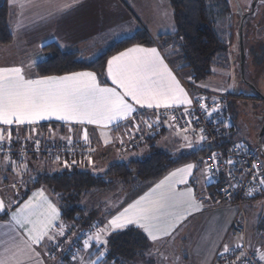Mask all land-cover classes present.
I'll list each match as a JSON object with an SVG mask.
<instances>
[{"label": "snow or ice", "instance_id": "1", "mask_svg": "<svg viewBox=\"0 0 264 264\" xmlns=\"http://www.w3.org/2000/svg\"><path fill=\"white\" fill-rule=\"evenodd\" d=\"M80 0H9L13 7L19 4L21 10L26 8H40L49 6L47 15H39L41 20L55 18L78 4ZM239 10V9H237ZM168 16V12L163 13ZM164 32H171L173 36L177 32L174 24L163 28ZM155 39H160V30L157 31ZM183 40V37H180ZM63 47V45H60ZM175 42L172 47H175ZM162 45L146 47L142 44H133L131 47L118 52L107 60L106 76L112 86L102 84L96 73L90 71L72 72L65 75H45L31 78L26 75L23 66L0 67V152H4L0 167L7 169L11 167L17 177L29 171L26 153L23 148L20 152V162L12 160L9 153L13 142V126L16 130V140H20V129L29 126V136L25 139H34L31 132L40 121H62L68 124L79 125L82 128V139L89 145V155L86 157L88 164L94 165L91 153L89 133L86 126L95 125L101 129L115 126L117 129L121 122L131 124V128L125 129L129 141L136 137L134 133L141 132L140 123H133L134 113L137 106L144 109L156 110L155 121L143 120L141 123L148 129L160 125L159 110H174L178 106H184V115L191 117L186 121L188 127L179 128L178 125L169 124L176 129V135L181 136L186 144L182 147L195 149L201 142L208 138L203 128L199 129L197 142L194 144L187 133L196 131L192 128V121L199 122L194 115L196 109L194 102L199 105V110L206 114L208 119L220 110V104L215 100V107L209 109L205 98L190 97L189 93L181 86L173 70L165 62L162 53ZM171 55L169 51L167 53ZM35 64L32 61L31 67ZM191 79V78H189ZM214 91H226V89H214ZM168 121H175L174 116H169ZM72 129L70 128L69 131ZM104 143L115 146L119 143L125 144L122 136L111 137L107 131H101ZM68 144H72V137H62ZM143 139V136L140 137ZM38 146L40 141L34 140ZM237 147H243L237 145ZM37 147V151H38ZM210 159L213 165L206 162L202 170L207 179H211L212 168L219 171L218 155L212 153ZM54 163L62 165L64 169L77 164L72 160L61 161L56 155ZM230 166H235L236 161L228 159L225 161ZM264 165V162H261ZM198 165L188 163L181 168L170 172L164 180L160 181L149 192L145 193L133 203L118 211L110 219L100 226L96 222L90 226V232L85 234L82 246L76 245L72 236L67 234L68 226L61 221V210L45 193L43 188L36 190L32 195L20 204L15 211H11V204H6L0 198V214L8 215L10 221L14 222L10 229L12 235L6 241H0V264H46L44 257L56 259V249L67 252L74 245L76 251L71 253L73 264H107L108 236L117 230H123L130 225L142 229L148 239L155 242L163 236H171L176 227L191 214L193 210H199L202 203L196 199L194 189L189 185V178H193L194 169ZM253 180L260 176L259 185L264 190V175L260 168L253 163ZM247 171V169L245 170ZM231 175V170H229ZM24 186V181H18ZM179 185H185L179 188ZM11 187L15 188L13 184ZM229 187H235L230 184ZM228 194V190L224 189ZM254 189H249L246 195H251ZM59 222V223H57ZM91 229H94L92 231ZM79 239V237H77ZM241 236L234 247L223 245L222 251L218 253L226 264H251L247 259V251L241 243ZM67 245V247L65 246ZM248 247H252L249 243ZM239 250L235 261L229 260L227 254ZM260 261H264V250L256 249Z\"/></svg>", "mask_w": 264, "mask_h": 264}, {"label": "crops", "instance_id": "2", "mask_svg": "<svg viewBox=\"0 0 264 264\" xmlns=\"http://www.w3.org/2000/svg\"><path fill=\"white\" fill-rule=\"evenodd\" d=\"M9 6V26L14 35V40L9 45H0V67L23 66L26 75L31 78H36L39 76L36 72V66L46 59L47 56L43 48L49 44L58 45L64 52L73 51L79 53L82 60L92 62L115 43L132 38L140 29H145L154 41L152 46H156L157 44L163 46L162 53L165 55V62L168 63L181 86L189 93L190 97L195 98L199 94L198 92L190 90L187 87V83L193 84L203 90L231 95L230 93L212 91L206 87L212 86L211 82L205 81L217 75L218 67L215 68L212 77L195 82L190 70L180 71L178 62L176 63L174 61L175 56L172 48L169 45L161 44L159 40L155 39L158 30H160V37L173 35L171 32L163 31V28L169 25L174 24L177 29L170 0H80L78 4L63 14L45 20L39 19L38 14L47 15V12L51 10L49 6L26 8L24 10H21L19 4L15 7L10 4ZM165 11L168 12V16L163 14ZM60 45H63V47ZM169 51L172 53L171 55L167 54ZM32 61H35V64L29 67ZM82 71L94 72L102 84L112 86L111 81L106 76V70L104 77H101L93 70L87 69ZM226 72L228 71L226 70ZM133 115L135 116L133 123H140L142 129L141 132L134 133L135 136L148 129L141 121H155L157 118L156 110L141 109L139 106H137V112ZM163 123L165 130L154 141L141 142L138 145H131L128 137L124 135L126 127L131 128L132 126L126 122H121V126L118 129L111 125L108 129H101L95 125L86 126L89 133L90 146L95 149L93 156L94 165L88 164L86 160L85 165L80 168L89 170L92 173L94 171H103L102 174H104L109 164L113 162L124 163L143 160L150 156L152 146H156L157 149L172 154L175 158L185 159L160 180L139 193H137L134 186L126 185L119 180L115 181L110 189L90 191L83 200L87 199L86 201L88 202V198L92 197L93 199L90 202L94 201L95 204V200L100 197L101 201L98 205L90 206V208L86 206V209L90 211L97 209L101 213V227L108 219L116 215L118 211L149 192L160 181L164 180L170 172L188 163L198 165V168L194 169L195 180L189 178L188 186L193 187L196 199L202 203V207L198 211L193 210L176 227L171 236H163L155 242L148 239L147 234L134 225L113 232L108 236L109 242L114 234L135 228L146 237L148 249L136 255L138 256L137 258L135 256L132 260L122 261L109 259L107 253V264H216L214 263L215 255L223 249V245L228 244L230 247H234L235 243L239 240L232 232V224L237 214V211H235L236 208L234 206L220 205L216 201L209 189L208 179L202 171L205 168V164L202 161L204 162V155L207 150L205 141L201 142L195 149L182 147V145L186 144V141L183 140L182 135H176V129L174 127H169V124H173V122L163 120ZM34 127L35 131L31 132L34 139H25L30 134L29 126L25 125L20 129V140L17 141L15 126H13V142L11 147L18 148L21 147L20 142L24 143L26 141V143H33L34 140H45L48 141V144L55 142L58 144L60 142H67L62 137L68 136L72 137L73 143H85L82 139V128L79 125H70L53 119L51 121H40ZM70 128L72 129L71 131H69ZM101 131H107L111 137L122 136L125 144L123 146L119 143L115 146L112 144L106 145L104 138L101 136ZM187 135L196 144L198 136L192 134ZM18 154L14 156L10 155L11 159L17 161V163L20 162V155ZM3 156L4 154H0V161L3 160ZM26 157L29 171L20 177L16 176L11 167L7 169L0 167V198L6 204L10 203L11 211H15L33 192L43 188L46 195L61 210V221L70 229V225L65 223L62 218L61 203L58 196L47 186H39L36 188L31 186L37 181L39 176L45 173L60 171L62 166L47 158L37 159L34 155H26ZM19 180L25 182L24 186H21L18 182ZM13 184H17L21 188L19 192H16L11 187ZM178 187L184 188L186 186L179 185ZM25 194L26 196L23 198ZM21 198L23 199L21 200ZM13 224L14 222L10 221V213L8 215L0 214V241H6L12 235L10 229L13 227ZM262 229H264V226ZM262 229H259L260 232H257L256 235L251 230H247L248 241L252 245V247H249L250 249L264 250V230ZM72 231L68 230L67 234ZM258 233L260 234L258 235ZM109 242L107 246L108 252L110 250ZM65 246L67 247V245ZM52 251L55 253L56 259L52 260L45 256L44 260L46 264H73L71 257L67 258V262H64L66 258L64 259L63 254L65 252L57 254L56 252L59 253L61 251L56 249ZM262 262L264 264V261ZM237 264H240V262H237Z\"/></svg>", "mask_w": 264, "mask_h": 264}, {"label": "trees", "instance_id": "3", "mask_svg": "<svg viewBox=\"0 0 264 264\" xmlns=\"http://www.w3.org/2000/svg\"><path fill=\"white\" fill-rule=\"evenodd\" d=\"M170 3L177 24V32L175 33V36H161L159 42L164 45H169L172 49H179V61L182 64L181 69L190 70L193 74L195 82L212 77L214 75L215 68L221 66L220 64H222L228 56V44L218 35L216 31L217 19H225L231 14L228 1L170 0ZM9 19L10 6L8 0H0L1 46L9 45L14 40V35L9 26ZM180 37H183L182 41L180 40ZM174 42L176 46L172 47ZM179 42L181 43L178 44ZM133 44L152 46L154 41L145 29H140L132 38H127L115 43L113 46L109 47L104 54L92 62L82 60L79 53L73 51L64 52L58 45L49 44L43 48L47 57L44 61L37 64L36 72L39 76L65 75L89 69L97 72L101 77H104L109 57L125 50L128 47H131ZM231 124L233 128L231 129V134L228 137V142H239L236 141L237 132L234 128V117L231 119ZM164 130L165 128L154 136L144 139L143 143L151 140L154 141ZM39 141L43 145H48V141ZM63 143L64 142H60L58 144L62 145ZM252 150L256 152L254 149ZM257 151L258 152L255 154L262 162H264V156L259 146ZM206 154L207 150L204 155V162ZM34 157L37 159L45 158V156L39 155H34ZM184 160V158H175L172 154H168L157 149L156 146H152L149 157L143 160H134L124 163L113 162L109 164L108 169L103 175H96L89 170H84L80 167L84 166L85 162H77L75 167L67 169L62 167L60 171L45 173L44 175L39 176L37 181L31 186L34 188L39 186H47L50 188L56 196H58L61 203L63 220L69 224L71 228H77L78 231L83 232V229L90 228L91 225L99 221V216L101 215L97 209L90 211L80 205L81 201L90 191L110 189L114 182L119 180L124 182L126 185L134 186L137 193H139L140 191H144L151 184L160 180L169 171L180 165ZM208 182L209 189L216 201L220 205L228 206L225 205L224 202L221 201L220 197L216 195L215 184H211L209 179ZM25 196L26 194L23 195V198ZM263 196L264 192L258 194L254 198H249L248 200L243 201V214H240L238 204L233 203L232 205H229L237 208L238 213L235 219L239 218L241 222H244L247 230L249 225L248 218H246L247 206L251 205L252 202ZM23 198H21V200ZM260 224V228H262L264 226V222H261ZM235 237L238 239L237 236ZM243 242H245L248 247L249 241L247 231L245 234V240L243 239L241 243L243 244ZM109 244L110 250L108 252V258L120 261L132 260L136 255H138V253H143L148 249L146 237L135 228H130L125 232L114 234L110 239ZM248 249L258 256L254 250L249 247ZM261 263L263 264L262 261ZM216 264H219V262Z\"/></svg>", "mask_w": 264, "mask_h": 264}, {"label": "rangeland", "instance_id": "4", "mask_svg": "<svg viewBox=\"0 0 264 264\" xmlns=\"http://www.w3.org/2000/svg\"><path fill=\"white\" fill-rule=\"evenodd\" d=\"M227 1L230 5L231 14L225 19H217L216 31L228 44V56L220 64L221 66L218 67L217 75L205 81L211 82L212 86L206 87L212 91L214 89H226V91L222 92L231 94L232 101L228 105V110L231 116L234 117V126L237 132L236 141L244 142L258 152L257 140L264 122V0H258L253 14H250V12L253 9V4L257 0ZM246 14L249 15L245 19L243 28L246 52L245 81H243L240 72L239 31L241 20ZM172 50L176 59L174 61L176 63L178 62L180 71L184 72L181 69L182 64L179 61V49L173 48ZM20 144L21 147H11L9 155L14 156L17 153L20 155L22 148L24 151L29 142H20ZM91 156L93 159L94 152ZM72 167H75V165H72ZM102 172L94 171L96 175H103ZM14 190L16 192L20 191H17L16 188ZM91 199L93 198H88V202L86 201L87 199L83 200L84 203L81 201L80 205L84 208L86 206L90 208V206L98 205L101 201L100 197H98L94 204V201L90 202ZM236 209L235 211H237ZM247 218L249 221L248 229L256 235L257 232H260L259 229H262L260 228V223L264 222V196L247 206ZM97 222H100V226L102 225L101 215ZM68 230H73L72 233L76 231L77 235L72 237L76 245H81L82 243H80L77 237L80 239L84 235L85 237L83 238L86 239L87 236L85 234L90 232V228L83 229V232L78 231L77 228H70ZM91 230L94 231V229ZM74 248L76 249L75 245ZM253 250L256 252V249ZM56 253L61 254L62 252ZM218 253L219 251L216 253L215 258ZM64 256L65 254H63Z\"/></svg>", "mask_w": 264, "mask_h": 264}, {"label": "built area", "instance_id": "5", "mask_svg": "<svg viewBox=\"0 0 264 264\" xmlns=\"http://www.w3.org/2000/svg\"><path fill=\"white\" fill-rule=\"evenodd\" d=\"M187 87L190 90L198 92V97L205 98L204 102L207 103L209 109L215 107L213 101L215 100L220 104V110L213 114L211 119H208L206 114L199 110V105L194 102L193 108L196 109L194 115L199 118V122L196 120L192 121V128H195L196 131H189L187 134H192L198 136V132L200 128L205 130V135L207 136V140L205 144L207 146V154L205 156V162L207 165H213V161L210 159L212 153H216L218 155V164L219 171L216 170L215 167L212 168L211 173V184H215L216 189L215 193L220 197L221 201L224 202L225 205H232L233 203L239 205V212L243 214L244 207L242 206V202L248 200L249 198H254L258 194L264 192L261 190V186L259 185L260 176H257L255 180H253V171L252 164L256 163L260 168L261 175H264V169L262 165V161L255 154L248 145L242 142H228V137L231 134V129L233 128L231 124V114L228 111V103L231 100L229 94H218L211 91L203 90L198 88L193 84H187ZM184 113V107H176L174 110H159L160 117V125L158 127H154L153 129H147L144 133L136 135L134 140L130 141L131 145H138L143 142L144 139L154 136L161 130L165 128L162 120H168L169 116H174L175 121H172L174 125H178L179 128L188 127L186 121L191 119V117L186 116ZM143 136V139L140 137ZM237 145H242L243 147H237ZM38 147V151H37ZM89 145L72 143L68 144L64 142L61 144H48L43 145L39 143L37 146L34 142L29 143L25 148L24 152L26 155H39L45 156V158L54 160L56 155L61 157V161L67 160L69 164H71L72 160H76L77 162H86V157L89 155L88 152ZM14 153V152H13ZM93 153V152H92ZM91 153V154H92ZM0 154H4V152H0ZM232 159L236 161L235 166H230L225 163L226 160ZM247 169V171H245ZM229 170H231V175H229ZM224 178V179H223ZM235 185V187H229V185ZM16 190L19 191L20 188L16 185ZM224 189L228 190V194L225 193ZM249 189H254L251 195H246L249 192ZM232 230L235 236L240 238L244 237L247 231L246 224L241 222L238 219L233 221ZM75 232V231H74ZM76 233V232H75ZM72 236V232L68 234ZM82 237V238H81ZM80 243L83 241L84 235L81 236ZM244 250L247 251V259L251 261V264H262L252 251H250L247 247V244L243 242ZM76 249L74 246L70 248L67 252H65L64 262H67V258L71 257V253L75 252ZM239 255V250L235 252H230L227 254L228 259L235 261L236 257ZM219 262V264H226L224 259H221L219 255L215 258V263Z\"/></svg>", "mask_w": 264, "mask_h": 264}, {"label": "water", "instance_id": "6", "mask_svg": "<svg viewBox=\"0 0 264 264\" xmlns=\"http://www.w3.org/2000/svg\"><path fill=\"white\" fill-rule=\"evenodd\" d=\"M258 0L255 1V3L253 4V9L251 10L250 14H253L255 11V7L257 4ZM249 14H246L243 16L241 23H240V31H239V39H240V72H241V78L243 81H245V63H246V52H245V45H244V21L246 19V17ZM263 137H264V125L263 128L261 130V133L259 135V139H258V146L264 156V145H263Z\"/></svg>", "mask_w": 264, "mask_h": 264}, {"label": "flooded vegetation", "instance_id": "7", "mask_svg": "<svg viewBox=\"0 0 264 264\" xmlns=\"http://www.w3.org/2000/svg\"><path fill=\"white\" fill-rule=\"evenodd\" d=\"M258 139H259V137H258ZM262 142H263V145H264V140H262ZM257 145H258V140H257Z\"/></svg>", "mask_w": 264, "mask_h": 264}]
</instances>
